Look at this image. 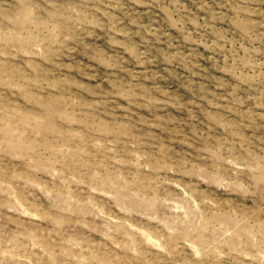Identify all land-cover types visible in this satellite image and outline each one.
Masks as SVG:
<instances>
[{
  "label": "rangeland",
  "instance_id": "1",
  "mask_svg": "<svg viewBox=\"0 0 264 264\" xmlns=\"http://www.w3.org/2000/svg\"><path fill=\"white\" fill-rule=\"evenodd\" d=\"M0 264H264V0H0Z\"/></svg>",
  "mask_w": 264,
  "mask_h": 264
}]
</instances>
